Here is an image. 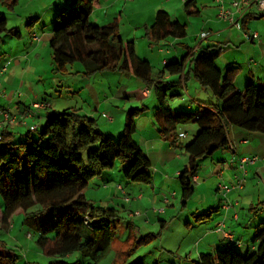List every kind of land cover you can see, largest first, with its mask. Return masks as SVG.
<instances>
[{"label":"rangeland","instance_id":"1","mask_svg":"<svg viewBox=\"0 0 264 264\" xmlns=\"http://www.w3.org/2000/svg\"><path fill=\"white\" fill-rule=\"evenodd\" d=\"M71 1L17 0V4L12 9L7 6L6 0H0V12L6 17L9 30L1 37L0 63L4 64L7 61L11 63L7 66V73L0 78V86L4 82L5 88L4 91L1 88L0 92L2 107L10 110V101L15 99L13 109L16 111L20 100L18 96L24 94L22 103L27 102L26 96H28L27 104L32 108L39 95L38 100L42 101L45 98L51 105L52 113L74 109L86 115L87 112L93 113L102 106L101 113H94L99 128L115 140L119 139L126 125L133 122L137 126L138 131L134 139L142 146L152 162V184L130 182L124 174L127 164L117 161L112 170L95 177L84 191L92 205L118 210L117 232L109 257L110 262L113 259L112 264L123 263L127 252L133 247L134 239L127 240L130 236L141 239L150 234L155 235L156 239L150 245L142 247L130 260V264L141 262L193 264V261L199 259L200 254H214L222 237L211 234V231L217 229L218 224L223 222L220 217L221 211H219L220 216L215 214L214 202L221 199L216 188L219 183L232 182L228 179L231 176V168L228 169L226 166L217 174L215 167H222V163L217 162L218 158H226L227 161L228 151H220L202 161L198 172L199 182L195 183L194 194L185 203L179 175L188 165L189 156L186 155L184 148L194 136L192 127L197 126L180 125L178 131L184 133L186 138L178 144L170 142V136L161 135L155 124V114L160 108L159 101L154 94L146 102L139 100L138 92L145 86L136 76L118 71L86 76L81 63L72 64L65 74H58L53 65L50 44L34 41V37L41 39L46 35L45 37L49 38L58 14L64 19L72 14ZM197 1L200 14L188 16L185 13L184 0H102L101 7L93 12L91 21L102 26L116 22L124 41H134L137 55L142 59L149 58L155 68L154 73L160 76L159 70L162 68L164 58L160 49L168 51L175 47L180 55L195 49L203 40L201 38L203 33L231 27L228 24L217 25L220 23L217 17L221 11H236L233 5L242 0ZM213 9H217V13ZM160 12H167L173 19L186 22L187 36L180 42L188 44V47H184L181 43L172 46L173 39L158 44L150 40L147 34L153 20ZM208 23H211L210 28L206 27ZM250 23L248 33L257 32L260 41L251 44L245 37L246 30H239L233 26L229 30V35L232 36L230 49L216 61L217 68L223 72L227 71L228 64H233V67L238 69L235 85L239 91L245 88L248 79L255 83L264 81V17L253 19ZM215 40L213 36L203 43L210 44ZM252 60L254 63H251ZM8 77L11 78L6 82ZM173 92L180 96L170 97ZM205 95L199 84L191 79L185 87L170 88L167 100L173 110L185 109L187 112H192V109L195 110L197 107L194 103L196 100L210 102V99L204 97ZM132 110L138 111L131 113ZM19 124L21 126L17 128ZM15 126V131L12 126L10 132H16L17 138L22 139L28 129L18 121ZM230 127L245 134L249 142L246 151L252 155H240L237 158L242 156L264 158V134ZM32 135L37 136L35 133ZM258 166L263 167L261 176L260 173H256V169H250L244 190L238 191L240 195L233 196L235 201L241 203L237 209V214L241 218L240 224L234 229L236 236L245 242L244 246L238 249L243 254L252 246L256 227L264 220V162L258 163ZM224 173L226 175L222 177ZM166 200L169 202L166 203ZM0 206H3L1 200ZM251 207H254V210H251ZM207 212L214 213L211 221L204 215ZM31 217L17 214L12 219L10 227H0V242L5 243L17 257L16 264H51L53 259L51 260L47 255L46 249L38 246V242L45 236L49 248L54 243L56 234L50 231L44 234L36 229L34 224L37 222V225H43L47 229L53 221L47 217H38L36 220Z\"/></svg>","mask_w":264,"mask_h":264},{"label":"trees","instance_id":"2","mask_svg":"<svg viewBox=\"0 0 264 264\" xmlns=\"http://www.w3.org/2000/svg\"><path fill=\"white\" fill-rule=\"evenodd\" d=\"M6 1L12 9L17 4V0ZM101 5L102 0H72V14L67 19L58 14L49 42L55 71L65 74L72 64L81 63L86 76L106 71L132 74L160 103L155 124L161 135L170 136L176 143L180 125L197 126L192 140L184 148L189 156L188 165L179 175L186 203L194 194V178L202 161L230 148L228 127L264 134V81L248 80L243 90H237L238 69L231 67L223 72L216 66L227 47L210 45L199 47L193 55L186 52L180 60L165 64L162 73L178 76V81L172 86L159 83L153 78L152 64L137 55L134 41H124L116 22L103 26L92 23L91 16ZM183 5L188 16L200 14L196 0H185ZM263 17L264 13L257 17L255 14L246 16L242 29L248 33L250 18ZM154 20L147 34L154 44L187 36V24L166 12H160ZM7 32V19L0 12V41ZM191 79L208 94L210 102H196L198 105L192 112L173 110L167 100L170 90L167 88H176L181 83L186 86ZM178 96L175 92L170 95ZM5 126L0 143V200L3 203L0 227H10L17 214L30 215L33 220L51 218L53 223L47 229L37 222L34 224L44 234L49 231L56 234L49 248L45 236L38 242L53 259L51 264H112L113 259L110 262L109 257L117 232L118 210L92 205L84 191L95 177L112 170L117 161L127 164L124 174L130 182L152 184V162L134 139L137 126L133 122L126 125L115 140L100 130L96 119L74 109L49 113L44 125L37 129V136L28 134L18 139ZM217 211L215 208V214ZM204 215L210 220L214 213ZM131 239H134L133 247L122 264H130L138 251L150 245L156 236L150 234L141 239L130 236L127 240ZM241 240H222L217 252L200 254L193 264H264V220L257 225L252 246L245 254L238 251L244 246ZM16 260L7 245L0 242V264H16Z\"/></svg>","mask_w":264,"mask_h":264},{"label":"crops","instance_id":"3","mask_svg":"<svg viewBox=\"0 0 264 264\" xmlns=\"http://www.w3.org/2000/svg\"><path fill=\"white\" fill-rule=\"evenodd\" d=\"M197 1V0H196ZM198 2V1H197ZM213 11H215L216 13H217V9H213ZM229 11V10H228ZM214 12V13H215ZM245 15L242 17L241 16V14L239 13V11H232V10H230V13L232 14V16L234 17V20H235V22L236 21H240L241 23H242V21L244 20V18L246 17V16H248V15H251V14H255L256 15V17H257V14H260L261 12H259V10L257 9V7H255V6H253L252 8H251V10L250 9H247V10H245ZM167 13V12H166ZM210 13V12H209ZM169 14V13H168ZM220 14V13H219ZM170 15V14H169ZM171 16V15H170ZM176 20H178V19H176ZM217 20H219L220 21V23H217V25L218 24H224V25H226L227 26V24H228V26H231V27H233V24L230 22V21H228V20H222V19H220V17H219V15H218V17H217ZM251 20H253V19H251L250 18V20L248 21V23H247V30H248V28L251 26V23H250V21ZM155 20H153V22H154ZM180 21V20H179ZM153 22H152V24H153ZM184 23H186V22H184ZM151 24V25H152ZM151 27V26H150ZM206 27H211V23H208L207 24V26ZM231 27L230 28H228V27H225V28H223V29H221V30H218V31H216V32H213L212 30H210V31H212V32H208L207 34H208V36L206 37V38H204L200 43H199V45H197L196 46V48L195 49H191V50H188V52H190L191 53V55H193V54H196V52H197V49L199 48V47H207V46H215V45H221V46H224L225 45V47H227V49H230V44H231V39H232V36H230L229 35V30H231ZM46 36V35H45ZM42 37L41 39H38V38H36V37H34V41H36V42H38V41H40V42H43L44 41V43H49L50 42V40H51V35H49V38H46V37ZM214 36V38L216 39L215 41H213V43H208V44H204L203 43V41H207V40H209L211 37H213ZM168 40L169 39H167V40H165V41H163V42H168ZM174 41L171 43V45L172 46H175V44H177V43H181L180 42V40H176V39H173ZM174 42H176V43H174ZM251 42V41H250ZM252 43H256V41H252L251 42V44ZM181 45H183L184 47H188V44H182L181 43ZM172 46H170V47H172ZM160 53L161 54H163L164 55V58H163V60H162V68H161V70H159V72L161 73V75L160 76H158V75H156L154 72H155V68H154V72H153V78L157 81V82H159V83H162V82H164V83H166V84H170V86H172V83H175L176 81H178V76H171V75H169V74H167V73H162V70H163V67H164V65L165 64H167V63H169V62H173V61H177V60H180L181 58H182V56L186 53V52H183L181 55H180V52L178 51V49L177 48H170L168 51L166 50H164V49H160ZM264 59V58H263ZM144 60H148L151 64H152V62H151V60L149 59V58H147V59H144ZM251 63H254V61L252 60V62ZM11 63H9L8 61L6 62V63H4V64H2V63H0V65H10ZM6 66V67H7ZM231 67H233V64H228V68H231ZM227 68V69H228ZM7 70H8V67H7ZM7 70H6V72L5 73H7ZM11 78V77H10ZM10 78L8 77V79L7 80H5L6 82L8 81L9 82V80H10ZM248 80H250V79H248ZM178 86H180V87H185V85L184 84H180V85H178ZM1 88L3 89V91L5 90V88H4V82L1 84V86H0V92H1ZM167 89H170V88H167ZM172 91V90H171ZM152 95V92H151V90H149L147 87H144L142 90H140L139 92H138V98H139V100L142 102V101H144L145 100V102L147 101V99L148 98H150V96ZM18 97H20V100L18 101V103H19V105H18V107H17V110L16 111H14V109H13V105L15 104V102H16V100L15 99H11V101H10V104H9V108H10V111H11V113L13 114V115H17L16 117H17V121L18 122H20V123H22L23 124V126L25 127V128H27L28 129V131H27V134L26 135H28V134H32V133H35V134H37V129L39 128V127H41V126H43L44 125V123H45V121H46V116L49 114V113H52V110H50L52 107H51V105L47 102V100L45 99V98H43V100L42 101H40V100H38L39 99V95L36 97V102H34L33 103V107L31 108L30 107V105H28L27 104V102H28V100H29V97L28 96H26V98L28 99L27 100V102L25 101L24 102V104L22 103L24 100V98H25V95L23 94V95H19ZM206 99H209V96H208V94L206 93V95L204 96ZM11 98V97H10ZM198 101H200V100H196L194 103H195V105H198L196 102H198ZM203 101V100H202ZM2 99L0 98V108H2V109H5V108H3L2 107ZM204 102V101H203ZM37 104H45V106L47 107V108H37V107H35ZM174 105V104H173ZM188 108H190V106H188ZM192 108H193V106H192ZM31 110V115L29 116V117H25L24 115H25V113L26 112H28V111H30ZM101 110H102V106H99V108L98 109H96L93 113H90V112H87V116L88 117H90V118H93V119H96V115L94 114V113H98V112H100L101 113ZM46 111V115L44 116V112ZM15 113V114H14ZM103 117H104V115H103ZM16 121V122H17ZM16 122L14 123V124H11V125H6L5 126V128L7 129V131H10V129H11V127L13 126V131H15V124H16ZM194 125V124H193ZM21 125L19 124V126H17V128L18 127H20ZM194 126H196V125H194ZM195 128V129H194ZM192 127V132L193 133H195L196 131H197V127ZM12 133H15L16 134V132H12ZM178 134H179V136L177 137V140H176V143L175 144H178V143H181V141L183 140V139H185L186 138V136L184 135V133H179V131H178ZM17 135V134H16ZM33 136V135H32ZM181 136H184L183 138H181ZM24 137H25V135H24ZM229 137H230V148L227 150L228 151V156H229V159L231 158V157H233V156H235V157H237V156H240V155H243V156H252L251 154H248L247 153V151H246V147L249 145V142H248V140H246V136H245V134L243 133V132H240V131H236L234 128H232V127H230L229 128ZM232 139V140H231ZM173 139H170V142L172 141ZM244 141H246L247 143H244ZM180 146H182V144H180ZM226 159V158H225ZM225 159H220V158H218L217 160V162L218 163H222V167L221 166H216L215 167V173H220V172H222L223 171V169H225L226 168V166L228 167V169L229 168H231V176L228 178L230 181H234V179H233V177H234V171H235V169L234 168H232V167H230V166H228V164H227V161H228V159H227V161L225 160ZM256 169V173L257 174H259L260 172H261V170H262V166H255V167H251L250 169ZM250 169H249V171H250ZM232 170H234V171H232ZM248 171V172H249ZM236 173V172H235ZM225 173L224 174H222V177H225ZM260 176H261V173L259 174ZM197 182H199V176L197 175ZM260 184V183H259ZM261 186V185H260ZM218 187V186H217ZM216 191H217V188H216ZM218 192V191H217ZM219 194V193H218ZM234 194L236 195H240L238 192L236 193V192H233V193H231L230 194V198H228V201H229V204H230V208L229 209H227V208H224L223 207V201H222V198H221V196L220 195H218V196H220L219 198H221L219 201H215L214 202V205H216V207L218 208V213L216 214V216H220V212L219 211H221V215L222 216H220L221 217V221H223V222H225V226H226V229L228 230V231H230L233 235H234V237H235V239H238V240H240L239 238H238V236H236L237 234H235L236 232H235V226H239V224H240V215H238L237 213V209L240 207V205H241V203L239 202V201H235L234 199H235V197H233L234 196ZM215 207V208H216ZM214 208V209H215ZM213 217H214V215L212 216V218L210 219V221L213 219ZM220 224V223H219ZM219 224H218V226H219ZM237 228V227H236ZM218 229V228H217ZM216 228L213 230V231H211V234H216V235H218V236H220L221 235V237H222V234H220V232H218V230H217ZM243 243H245L244 242V240H241ZM221 244H222V239H221V241H220V243L218 244V248L219 247H221Z\"/></svg>","mask_w":264,"mask_h":264},{"label":"built area","instance_id":"4","mask_svg":"<svg viewBox=\"0 0 264 264\" xmlns=\"http://www.w3.org/2000/svg\"><path fill=\"white\" fill-rule=\"evenodd\" d=\"M121 1H128V0H121ZM185 1V0H184ZM255 6L259 10V12H264V0H242L239 3H236L233 5V8L236 11H239L241 16L243 17L245 15V10L250 9ZM220 19L228 20L230 21L234 27H236L239 30H242L241 22L238 20L235 22L234 17L230 13V11H221L219 14ZM208 35L206 33H203L201 38H206ZM245 37L248 41H260V35L256 33H245ZM7 65L0 66V78L3 76V74L7 70ZM47 106V105H46ZM45 104H37L35 107L37 108H47ZM31 115V110L25 113V117H29ZM17 121V117L11 114V111L9 109H2L0 108V143L3 140L2 137V129L5 125H11L14 124ZM184 136H181L183 138ZM244 143H247L244 141ZM264 162L263 159H259L257 156L255 157H231L228 158V165H230L232 168L235 169V177L234 181L231 183H219L218 185V192L221 195L222 201H223V207L229 209L230 204L228 201V198H230V194L233 192H238L244 190L245 184L247 182L249 169L251 167L257 166L258 163ZM195 183L197 182V178H194ZM120 190H122L121 187H118ZM175 194L173 195V197ZM169 200H166V203H168ZM218 232L222 234V240L225 242H234L235 237L234 235L226 229L225 222H222L218 226Z\"/></svg>","mask_w":264,"mask_h":264}]
</instances>
